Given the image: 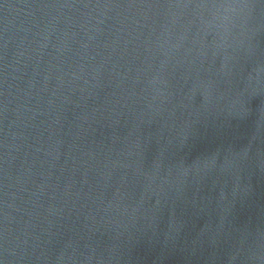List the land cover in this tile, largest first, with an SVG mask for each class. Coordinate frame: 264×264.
Here are the masks:
<instances>
[{"label": "water", "instance_id": "1", "mask_svg": "<svg viewBox=\"0 0 264 264\" xmlns=\"http://www.w3.org/2000/svg\"><path fill=\"white\" fill-rule=\"evenodd\" d=\"M0 264H264V0H0Z\"/></svg>", "mask_w": 264, "mask_h": 264}]
</instances>
